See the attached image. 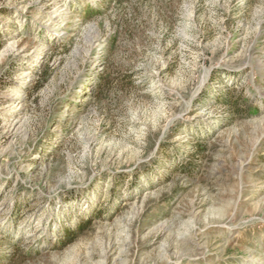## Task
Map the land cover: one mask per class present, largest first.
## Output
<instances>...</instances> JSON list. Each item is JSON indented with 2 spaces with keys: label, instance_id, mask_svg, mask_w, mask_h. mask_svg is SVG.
Listing matches in <instances>:
<instances>
[{
  "label": "rangeland",
  "instance_id": "1",
  "mask_svg": "<svg viewBox=\"0 0 264 264\" xmlns=\"http://www.w3.org/2000/svg\"><path fill=\"white\" fill-rule=\"evenodd\" d=\"M0 264H264V0H0Z\"/></svg>",
  "mask_w": 264,
  "mask_h": 264
},
{
  "label": "bare ground",
  "instance_id": "2",
  "mask_svg": "<svg viewBox=\"0 0 264 264\" xmlns=\"http://www.w3.org/2000/svg\"><path fill=\"white\" fill-rule=\"evenodd\" d=\"M27 73V72H26ZM27 75V74H26ZM16 125V123L15 122H13L12 124L10 123V125H9V129H13L14 128V126Z\"/></svg>",
  "mask_w": 264,
  "mask_h": 264
}]
</instances>
